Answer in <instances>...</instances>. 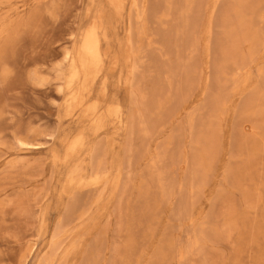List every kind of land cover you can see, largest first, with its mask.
Returning a JSON list of instances; mask_svg holds the SVG:
<instances>
[{"label":"rangeland","instance_id":"374dc122","mask_svg":"<svg viewBox=\"0 0 264 264\" xmlns=\"http://www.w3.org/2000/svg\"><path fill=\"white\" fill-rule=\"evenodd\" d=\"M0 264H264V0H0Z\"/></svg>","mask_w":264,"mask_h":264},{"label":"bare ground","instance_id":"6f19581e","mask_svg":"<svg viewBox=\"0 0 264 264\" xmlns=\"http://www.w3.org/2000/svg\"><path fill=\"white\" fill-rule=\"evenodd\" d=\"M118 5H120V7H121V2H123V0H114ZM132 5H133V3H132ZM135 6H136V4H134ZM131 7H133V6H131ZM130 7V8H131ZM137 8V7H136ZM135 8V9H136ZM132 9V8H131ZM131 12L133 11V10H130ZM129 16H130V12H129ZM129 16H128V18H129ZM131 17V16H130ZM130 19V18H129ZM132 22H133V20H132ZM131 22V23H132ZM131 28H132V25H131ZM86 32H85V34H84V37H83V40H82V43H81V50L84 52V53H88V54H91V55H93L95 58H98V57H100L99 56V52H100V40H99V38H98V34H97V31H96V25H95V22H92V24L89 26V28L87 29V30H85ZM132 32V29H131V31H129V33H131ZM130 37V36H129ZM132 41V40H131ZM130 47H133V46H130ZM127 51H128V48L126 49ZM130 50V49H129ZM126 51V52H127ZM131 51V50H130ZM133 51V50H132ZM131 51V53H133ZM129 55H130V53H128ZM134 54H135V52H134ZM128 55V56H129ZM126 57H127V54H126ZM130 58V57H129ZM132 59H133V57H132ZM125 61H126V59H125ZM128 62V61H127ZM114 64V63H113ZM127 64H130V63H127ZM114 68V67H113ZM132 73V72H131ZM131 77V76H130ZM127 82V81H126ZM24 146V145H23ZM100 152V151H99ZM99 152H97V153H99ZM98 155V154H97ZM90 164H91V162H90ZM95 164V163H94ZM100 165V164H99ZM99 165H98V167H99ZM97 167V168H98ZM93 168V167H92ZM91 173V172H90ZM100 173V172H99ZM94 174V176H95V172L93 173L92 172V175ZM101 174V173H100ZM98 176V175H97ZM99 177V176H98ZM101 177V176H100ZM98 179V178H97ZM78 220V219H77ZM72 222V221H71ZM74 222V221H73ZM53 241V240H52ZM56 241V240H55ZM50 263V262H49Z\"/></svg>","mask_w":264,"mask_h":264}]
</instances>
